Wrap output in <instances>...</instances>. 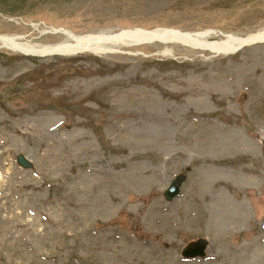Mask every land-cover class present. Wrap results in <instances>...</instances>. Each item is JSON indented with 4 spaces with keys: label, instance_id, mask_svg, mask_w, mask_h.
<instances>
[{
    "label": "rangeland",
    "instance_id": "rangeland-1",
    "mask_svg": "<svg viewBox=\"0 0 264 264\" xmlns=\"http://www.w3.org/2000/svg\"><path fill=\"white\" fill-rule=\"evenodd\" d=\"M137 28L247 37L264 0H0V36L32 44ZM263 211L264 43L0 47V264H145L138 247L195 264L242 248L240 264H264ZM121 244L132 251L106 250Z\"/></svg>",
    "mask_w": 264,
    "mask_h": 264
},
{
    "label": "bare ground",
    "instance_id": "bare-ground-1",
    "mask_svg": "<svg viewBox=\"0 0 264 264\" xmlns=\"http://www.w3.org/2000/svg\"><path fill=\"white\" fill-rule=\"evenodd\" d=\"M65 37L64 41L54 45H39L24 41L22 37L0 36V47L13 53H20L25 56H74L82 53L101 55L119 47H133L143 44H179L191 50L208 52L213 56H228L234 54L236 47L250 41H262L264 29L256 34L247 37H238L231 34H219L213 30L199 32H181L169 29L154 30H120L118 32H99L96 34L72 35L66 31L61 32ZM219 36L220 39L210 40L211 37ZM164 50V53H167ZM132 247L126 244L109 247L106 250L111 253H129ZM137 256L145 264H195L186 263V260L169 248L164 249L136 248ZM243 251V252H242ZM264 251V250H263ZM247 252L242 248L232 250L230 257L218 254L211 259L210 264H240L247 259Z\"/></svg>",
    "mask_w": 264,
    "mask_h": 264
},
{
    "label": "water",
    "instance_id": "water-1",
    "mask_svg": "<svg viewBox=\"0 0 264 264\" xmlns=\"http://www.w3.org/2000/svg\"><path fill=\"white\" fill-rule=\"evenodd\" d=\"M169 30H172V29H169ZM175 31H178V30H175ZM259 42H264V39L262 41H250V42H247V43H243V44L239 45L238 47H236V49H235L234 52L240 50L241 48H243L245 46H249V45H252V44L259 43ZM17 161H18V164L20 166H22L23 168L27 167V162H26V160L22 156H18ZM178 191H179V189H178L177 186L171 185L166 190L165 196L167 198L171 199V198L175 197L178 194ZM260 227H261V229L264 230V214H263V217L261 219ZM199 252H200L199 248H194L189 254L197 255Z\"/></svg>",
    "mask_w": 264,
    "mask_h": 264
}]
</instances>
